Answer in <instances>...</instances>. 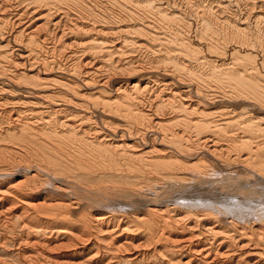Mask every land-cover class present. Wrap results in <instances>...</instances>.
<instances>
[{
  "label": "bare ground",
  "instance_id": "obj_1",
  "mask_svg": "<svg viewBox=\"0 0 264 264\" xmlns=\"http://www.w3.org/2000/svg\"><path fill=\"white\" fill-rule=\"evenodd\" d=\"M0 264H264V0H0Z\"/></svg>",
  "mask_w": 264,
  "mask_h": 264
}]
</instances>
